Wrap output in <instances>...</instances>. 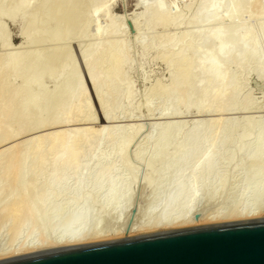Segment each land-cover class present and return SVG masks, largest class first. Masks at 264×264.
Returning a JSON list of instances; mask_svg holds the SVG:
<instances>
[{
	"label": "rangeland",
	"instance_id": "rangeland-1",
	"mask_svg": "<svg viewBox=\"0 0 264 264\" xmlns=\"http://www.w3.org/2000/svg\"><path fill=\"white\" fill-rule=\"evenodd\" d=\"M92 1V3H95L94 0ZM105 1L107 2V6L110 3L108 11L102 12L101 8H98L94 12L91 19L92 22L90 23L91 25L89 24L91 27L88 26V28L92 30H89V36L84 39H80L79 37H75L74 39L72 38L71 40H68V44H66L67 46H71L73 48L72 49L70 47L71 52L73 51L72 55H74V57L76 55V60L74 59V61H72H76L75 64L73 63V65L76 66L75 72H73V74L76 75V78L74 75H71V77L68 75L63 79L65 82L64 84L67 85L65 86L66 89L68 88L67 90H69L70 88V91L73 93L70 94L68 91V94L72 95L71 98L69 95L67 96L66 89L65 92H55L56 83L58 84L59 81V78L57 79V77L53 80V78L50 77H42L36 72L30 74V76H33L31 77L34 78V80H41V85L39 84V86L33 80L32 85L24 86L21 78H11V68L9 66L7 67L6 61L8 53L10 54L15 50H18V47L20 50L21 45L18 44L22 42V36L19 31L22 28L21 26L23 23L22 18L20 19L21 16H16L14 19L7 18L6 16L0 18V36L3 39L2 40L0 38V87L2 86L0 90V114L2 115H0V140L2 141H0V189L2 187L0 190V209L2 206V209L0 210V219L2 220L0 222V252L6 251V249L13 246V244L17 245L20 242L19 240L22 238L21 236L27 234V229L25 227V229H21L20 233H17L16 237L18 236V239L14 238L12 229L10 230V226L12 224L9 222L10 217L5 214L7 213L5 211L6 207H8L10 203L9 200L11 202L19 200L18 202L21 203L27 201L26 204L31 206L33 203V215L37 217L38 221L33 228L32 236H37L38 234L40 235V239L43 238L44 241L48 242L55 241L63 218L71 209L75 208V206H79L80 208L82 207L85 210L88 209L89 217L87 219V230L89 233L98 231L99 234H101V232L102 234L104 233V235L107 233V237L110 234L111 235L109 237L113 234L116 237H121L123 232L126 230H128V232L126 231L127 235H132L161 229H155L154 227L158 224L157 221L159 219L160 212L162 213V210H164V202L166 203L168 199V193L171 192V188L175 185L173 177L175 175L174 173L177 172V169L173 168L168 171L164 170V172L162 167L158 165L157 167L154 166L155 168L151 171L150 168L146 167V163L151 155H155L150 151L151 145L158 140V133L161 131L162 126L161 124H164L166 121L176 122L178 120H186L184 122L190 124V121L193 119L200 118L201 121L203 120L202 122L205 121L204 124L202 123V127L204 130L206 129L205 131H207L206 139L210 141L215 138L214 141L217 142V144L219 143L215 149L216 151L213 153L215 159H222L219 160L220 167H218V171L221 174H224L223 177L226 180L225 185L221 190L214 193L215 195L213 194V197L211 196L212 193L209 192L210 194H208V192L206 193L203 189L200 190L198 197L195 200V203L193 202V207L188 215L195 217L199 214L200 220L201 217L203 219L200 222L202 223L210 222L207 218V220L204 218L205 216L207 217L208 215H211L212 217L219 212L221 214H229L230 212L231 214L235 211L245 209L247 206L251 209L256 208L258 210L260 207L261 209H264V163H260L258 158L254 161L251 160L252 158H249V156H252L254 153L253 147L256 141L254 135L251 136L246 143H244L246 144L244 145L245 150L239 151V153L236 151L237 142L241 137V133L245 132V130L247 131V129L251 128L255 133H257L258 130H263L264 132V73L259 72L257 70L256 63L249 58H246V61L244 60L245 62H242V64L238 59H229L225 61L219 59L221 61L220 64L223 71L229 76V81H234L236 83V92L234 93L229 91V94L222 99L214 97L209 101V98L202 100L203 97L201 96V93L204 91V93L206 92L207 94V92L214 87V83L205 82L207 80V72L196 68L195 59L197 57L207 56L211 53L212 48L209 41L198 33L199 30L208 31L224 26L225 22L221 19L215 20L213 18H204L202 20L199 19L198 21L195 20L193 18L195 16V14L193 15V11L198 12L202 9V0H164L166 5H168L169 11L171 10L170 14L175 15L178 10L176 13L177 15L181 10L179 14L182 13L181 16L184 18H180V22L178 21L179 24L177 22L167 26L159 25L156 28H152L145 25L143 20L139 19L137 21L136 18H134L135 14L143 11V8L137 4L138 0ZM148 1L150 2V0H147L146 2ZM183 3H185V5H183ZM191 3H193V5ZM262 3H264V0ZM189 5H192L191 9ZM263 5L261 7H263ZM248 8L250 7H247L246 14L243 12L246 8H243L241 11L242 14L241 16L239 15L240 22L238 21V16L234 18V21L236 23L238 22L237 24H242L244 28H249V37L252 39L256 38L255 41L257 43V49L264 53V26H262V24L264 25V10L262 8L261 12L260 9L259 12H257L255 10H258V8H252L251 10H248ZM221 10L222 9H220V11ZM221 13H223V10ZM189 18L193 20L191 21ZM95 20H97V22ZM92 25L94 27H92ZM91 32L92 36L90 34ZM183 32L186 33L184 45L189 42H193L197 47H199V50L195 48L188 51V53H185L186 61H188L189 64H193V68L190 71L191 80H189L188 84L181 86V88H173L170 85V78L172 71L174 70V66H169L171 68L168 67L169 63L167 62V64L166 60L162 59L163 57L161 56L160 51L155 48L152 43H163L168 37L178 36ZM53 45L52 41L48 43L46 42V44L42 45L43 47L41 45H39V47L37 45H32L29 47V50H41L43 48L50 49ZM25 47L26 46L24 45L22 49ZM75 52L77 54H74ZM113 53H121L125 58V64L117 82L111 78V70L109 69V65L111 66L113 63ZM262 56L264 60V55L262 54ZM170 69L172 71H170ZM77 72L79 73L77 74ZM77 78L80 80L79 84L83 83L80 86L78 85L81 91H79V89L77 90V83L75 84V82H78V80L76 81ZM203 79L205 82H203L204 85L198 86L199 80ZM72 82H74V84ZM127 84H131L134 92V97L130 106L125 103V95L128 89ZM163 87L164 89L166 88L165 90H167V92H172L178 95V98H182L180 101L182 103L178 104L177 109L181 111V115H177L175 117L173 115L164 117L160 114L161 110L165 108L166 105L163 102L164 97L161 96L162 93H157L156 90H159L158 88L162 89ZM76 90L78 94L76 93ZM73 91H75L76 94ZM2 92H4V94ZM7 94L9 96L6 100ZM60 94L64 96L61 98ZM186 94L188 96L192 95L191 101L193 100V105L197 103L201 97V101H204L203 104H207L205 106H208V103L210 102V112L198 113L195 112L194 109L186 112L183 108ZM99 95L100 98L98 97ZM30 96H34L38 104L34 106L30 105ZM54 106L58 107V110L56 108L51 110ZM61 108H64V111H62ZM212 109H214V111ZM22 110L24 111L22 112ZM7 111H10L12 116L9 115ZM54 111L55 114L58 111L59 114L63 113V115H65L64 112H66L67 115H62L63 117H61L58 114L56 117V115H53ZM51 113L52 117L49 115ZM18 115L21 117L23 115L24 117L21 119L19 116L18 119ZM69 115L70 120H68ZM104 116L110 119H105ZM54 117L57 118V121L60 119L62 120L64 117V119L68 120H65L67 124L63 126V128L68 127L70 129V127L76 128L82 125L90 126V128H92L85 132L84 137H76L74 138V141L72 140V147H74L73 150L76 155L78 154L77 161L79 165L81 164L80 168L83 170L81 180H83L84 184L78 186L77 176H75L72 166H70L68 171L65 174L63 173L64 179L67 177L68 184L58 196H55L56 194L54 193H56V189L62 185L58 184L56 186H47L48 179L50 178L54 167L51 166V163L53 164L54 158H56L55 156L60 152L59 150H61V139L55 133L57 132V129H61L62 126L60 122V127L58 126V122L55 121L56 119L54 120L56 123H54ZM209 118H211V120ZM237 118L239 119L237 120ZM50 119L53 124H50ZM207 120L211 122L208 121L206 124ZM231 120L235 122L233 123ZM131 123L132 125L133 123L135 125H133V128L130 127L132 126L130 125ZM54 124H57V126ZM103 124L107 125L109 129L110 125L113 124L111 127L124 126L123 130H129V127L132 130H139L128 146V148H130V152L132 151L131 153L128 151L131 156L128 155V152L126 153L128 155L126 159L130 161L131 158L130 164L129 161H126L127 164L130 165L131 170L122 167L119 158L116 160L113 155V149L120 142V134L100 138L96 135L97 132H94L96 129L104 126ZM187 124L185 127H189L191 125L188 124V126ZM42 125L43 127H41ZM45 127H47V129ZM113 127L110 129L111 131H115ZM47 131L49 134H51L52 131V134L49 135ZM7 132L13 136L8 135L10 136V138H8L6 135ZM40 132L41 138L37 135L40 134ZM4 134L7 138H5ZM55 136L56 138H54ZM50 138H52L51 140L54 139L53 141L56 139H60V141L58 140V142L56 140V142H54L55 145H53V142L49 140ZM36 141L40 142V144H37ZM222 142H224L223 145ZM8 147H10L9 150H7ZM262 147L264 149V144H262ZM169 150L171 153L172 149L170 148ZM7 154H11L13 156L18 155V157L16 156L14 159L13 156H8ZM231 155L234 158H232L231 163H221L226 161L225 159ZM96 156L105 157L104 161H115L114 168L110 170L108 174L119 180L118 185L120 186L121 193H119V199L117 200L119 202H116L117 204H115V202L109 203L106 191L109 187L107 183H104L100 189H88L91 179L93 181L95 178L99 177V173L102 170L98 168L99 166L95 163L94 159ZM256 156L261 157L260 159H264V150H257ZM92 157H94V159H92ZM167 157V160H170V157L172 159L171 154L170 156L167 155ZM6 159H8L7 162L5 161ZM9 160H15L18 162L16 163L13 161L11 163L8 162ZM19 160H23V162ZM72 160L76 162L74 159H71L70 161ZM187 162L189 165V163H193V160L190 159V161L188 160ZM11 164L13 166H11ZM16 165L18 167L20 165L22 166L18 169ZM3 167L5 168L4 171ZM101 167L106 168L105 166ZM11 168L13 169V172ZM146 168L148 169L146 170ZM17 170H20V172L18 173ZM5 171L9 172L7 173ZM193 171H195L193 168H187V171L179 177V183L185 185L190 179L189 176L194 173ZM16 173H18V180ZM8 174H10L11 177L7 176ZM100 174H103V172ZM12 176L15 178L12 179ZM146 177L147 179H145ZM213 179L214 176L210 178V180ZM254 179L258 181V183L255 182ZM150 181L152 185L149 184V186L148 184H145V182ZM187 184L185 186H187ZM216 185L217 184L215 183L214 186ZM24 187L26 190L27 187H31V190L29 189L27 192ZM24 190L25 193L22 192ZM124 191L126 192L125 194ZM243 192H246V198L243 196ZM75 194L81 195V202H74L73 197ZM35 197L38 198V202L35 201ZM243 197L245 199H243ZM164 198L165 200H163ZM41 203L44 204V206H47L44 208ZM4 204H6V206ZM53 204L57 206L56 209H51ZM29 205V208L27 207L28 210L31 208ZM34 211L36 212V215ZM40 215H43L41 219H39ZM223 220H227V218ZM142 228H146L147 230L145 229V231H142ZM39 232L41 234H39ZM126 232H124L125 235L123 236H126ZM114 235L112 238H115Z\"/></svg>",
	"mask_w": 264,
	"mask_h": 264
},
{
	"label": "bare ground",
	"instance_id": "bare-ground-1",
	"mask_svg": "<svg viewBox=\"0 0 264 264\" xmlns=\"http://www.w3.org/2000/svg\"><path fill=\"white\" fill-rule=\"evenodd\" d=\"M94 1H95V3H92L93 2L92 0H0V18L3 16H6L7 18L14 19L16 16H21L20 19L22 18L23 24H22V26H21L22 28L20 29L19 32L22 36V42L19 43L18 45H21L22 47H24V45H25L26 47H28V48L25 47L24 49H22V47L20 46V50H19V47L17 48L19 51L15 50L14 52H12L10 54L8 53L6 64H7V67L9 66L11 68V72H10L11 78L12 77L15 79L21 78L24 86L32 85L33 81H35L39 86V84L41 85V80H39V79L34 80V78H32L33 76L31 75L32 76L31 77L30 74H33L36 72V73L40 74L42 77H44V76L50 77V78H53V80L55 79V77H57V79L59 78V81H58V84L56 83L55 92L56 93H60L59 91L65 92V89H66L65 86H67V85L64 84L65 82L63 79L65 77H67L68 75H70V77H71V75H74L73 72H75V69H76L75 68L76 66L73 65V63L75 64L76 61L72 62V61H74V59L76 60V55L74 57V55H72L73 51L71 52L72 47L66 45V44H68L67 43L68 40H71L72 38L74 39L75 37H79L80 39L87 38V36H89V30H90V28H88V26L92 22L91 19H92V15L94 14V12L98 8H101L102 12L103 11L107 12L108 6L110 5V3H109L107 6V2L105 0H94ZM146 1L147 0H138L137 4H138V6L143 8V11L141 13L135 14L134 18H136L137 21L139 19L143 20V22H145L144 24L149 26V27H152V28L155 27L156 28L159 25H161V26L166 25L167 26L169 24H175L180 20V18L182 19V17H183V16H181L182 13L179 14L181 10L178 12L177 15H176V13L178 10L176 11L175 15L170 14L171 10L169 11L168 5H166V2H164V0H152V1L150 0V2L149 1L146 2ZM262 1H260V0H225V1L224 0H202V2H203L202 9H200L198 12H196V11H193L194 13L192 12L193 15L195 14V16L193 18L197 21L199 19L202 20L204 18H213L215 20L221 19L222 21L225 22L224 26L214 28L213 30H208V31L207 30H201V31L199 30V33H198L209 41V44L212 48L211 53L208 54L207 56L197 57L195 59L196 68L207 72V75H206L207 80L205 82H213L214 83V85H213L214 87L212 86L213 88L209 92H207V94H206V92L204 93V91H203L204 95H203V93H201V96L203 97V99L201 97L202 100L209 98L208 99V101H209V100H211V98L213 99L214 97H218V98L222 99L223 97H225L229 94V91H232L234 93L236 92L237 85L234 81L233 82L229 81L230 80L229 76L223 71L222 66L220 64V62H221L220 60L225 61V60H229V59L230 60L231 59H238L240 61V63L242 64V62L246 61L245 60L246 58L247 59L249 58L250 60H253V62L256 63L257 70L261 73H264V60H263V56H262V54L264 55V53H262L261 50H260L261 51L260 52L257 49V43L255 41L256 38L252 39L249 37V28L248 27L244 28V26H242V24H237L238 22L236 23L234 21L235 20L234 18L236 16H238V21H239V15L241 16V14H242L241 11L243 10V8H246L245 11H243V12H245V14L247 11V7H250V8H248V10L249 9L251 10L252 8L253 9L258 8V10H255L257 12H259V9L261 12L262 8L264 10V5H263L264 3H262ZM105 2H106V4H105ZM191 4L193 5V3H191ZM98 5H99V7H98ZM183 5H185V3H183ZM192 5H189L190 9H191ZM262 5H263V7H261ZM220 9L223 10V13H221L222 10L220 11ZM101 10H100V12H101ZM188 11H189V9H188ZM95 21L97 22V20H95ZM179 22H178V24H179ZM93 23H95V22H93ZM262 26H264V25L262 24ZM89 27H91V26H89ZM92 27H94V26L92 25ZM245 27H246V25H245ZM90 31H92V30H90ZM90 34L92 36V32ZM185 37H186V33L183 32V33L179 34L178 36L168 37L166 39V41H164L163 43H159V42L156 44L152 43V45L160 51L161 56L163 57L162 59H165L166 63L167 62L169 63V64L167 63L168 67L174 66V68L172 67L174 69L173 71L170 69V71H172L171 78H170L171 79L170 85L173 88H181V86L188 84L189 80H191L190 71L193 68V64L192 63L189 64L188 61H186L185 53H188V51H191L195 48L199 50V47H197L196 44L193 42H189L186 45H184ZM0 38L2 39L1 36H0ZM51 41H52V44H54V45L50 49H44L43 48L41 50H29V47L32 45H34V46L37 45L39 47V45L42 46V45L46 44V42L48 43ZM3 44H5V43H3ZM74 54H77V53L75 52ZM112 55H113V57H112L113 63L111 66L109 65V69L111 70V78L115 82H117L119 79L121 70H123V66L125 64V58H124V55H122L121 53H113ZM169 68H171V67H169ZM79 72H80V70H79ZM79 72H77V74ZM75 76L76 75H74V77ZM70 80H71V78H70ZM77 80H78V78L76 79V81ZM79 82H80V80H78V82H75V84L77 83V87H78V88L76 87L77 90L79 89V86L81 84H83V83L79 84ZM203 82H204V79L199 80L198 86L204 85L205 82L204 83ZM72 83L74 84V82H72ZM74 87H75V85H74ZM74 87H73V89H74ZM1 88H2V86L0 87V90H1ZM127 88L128 89H127V92L125 95V103L130 106L131 102L133 100V97H134V92L132 90L133 88L131 87V84H127ZM158 89L159 90H156V91H157V93H162L161 96L164 97L163 102L166 105L165 108H163L161 110L160 114L163 115L164 117L165 116H171V115H173L175 117L177 115H181V113H180L181 111H179L177 109H178V104L182 103V102H180L182 98H178L179 96L172 93V92H167V90H165L166 88L164 89V87L162 89H160V88H158ZM77 90H76V93H77ZM68 91L70 94H73V93H72V91H70V88H69V90L66 91L67 96L69 95V97L71 98L72 95L68 94ZM79 91H81V90L79 89ZM73 92L75 93V91H73ZM2 93L4 94V92H2ZM6 96H7L6 97V100H7L9 95L7 94ZM60 96L62 98V96H64V95L60 94ZM186 96H188V95L186 94ZM186 96L184 99L185 104L183 107L186 112L191 110V109H194L195 112H198V113H204V112H208V111L210 112V110H211L210 105H209L210 102L208 103V106H205L207 104L204 105L203 104L204 101H201V99H200V100H198L197 103H195L193 105L194 102H192L193 100L191 101L192 95H189L188 97H186ZM98 97L100 98V95ZM29 99H30V101H29L30 105L34 106V105L38 104L37 100L35 99L34 96H30ZM73 99H74V97H73ZM11 104H10V107H11ZM61 104H63V103H61ZM1 106H3V105H1ZM13 106H14V104H13ZM16 106H17V104H16ZM56 106H58V105H56ZM176 106H177V108H176ZM63 107H64V105H63ZM67 107H66V109H67ZM55 108L58 110V107H55V106L52 107L51 110L55 109ZM4 109H6V108H4ZM12 109H14V108H12ZM63 109H62V111H64ZM212 110L214 111V109H212ZM23 111L24 110H22V112ZM55 111H54L53 115L54 116L56 115V117H57V115L59 113L57 111L55 114ZM7 113H9V115L12 116V114H10V111L9 112L7 111ZM64 113H65V115H67L66 112H64ZM5 115H6V113H5ZM49 115L52 117V113ZM62 115H63V113L59 114V116H61V117L65 116V115H63V116ZM19 116L20 115H18V119H19ZM8 117H10V116H8ZM23 117L24 116L22 115L21 119ZM56 117H54L53 121L55 119H56L55 121H57ZM6 118H7V116H6ZM64 118L62 120L60 119L59 121H57L58 126H59V122L62 126L61 129H59V130L57 129V132L55 133L61 139V143H60L61 150H59L60 152L57 153V155L55 156L56 158H54L53 164L51 163V166H54V167H53V171H52L50 178L48 179V183H47V186H53V185L56 186L58 184L62 185V186H59L58 189L55 188L56 189V191H55L56 193H54V194H56L55 196L60 195L61 192L65 189V186L68 184L67 177H65V179H64L63 173L65 174L68 171L70 166H72L74 174H75V176H77L76 178L78 181V186H81V184H84L83 180H81V175H83V170H81V168H80L81 164L79 165V163L77 161L78 154L76 155L75 151L73 150L74 147H72L73 146L72 140L74 141L75 140L74 138H76V137L77 138L78 137H80V138L84 137L85 132L92 129V128H90V126H83V125L80 127H76V128H72L69 126L70 129L72 128L73 130L72 129L70 130L68 127L63 128V126H65L67 124L66 121L70 120V115H69L68 120L64 119ZM104 118L110 119V118L105 117V116H104ZM211 118H209V119L211 120ZM58 119H59V117H58ZM238 119L239 118H237V120ZM73 120H74V118H73ZM97 120H98V118H97ZM128 120H130V119H128ZM212 120H213V118H212ZM233 120H231V121H233ZM50 121H51L50 124H53L51 119H50ZM55 121H54V123H56ZM184 121H186V120H184ZM184 121L183 120H178L176 122L166 121L167 123L165 122L164 124H161L162 126H161V131L158 133L159 134L158 140L153 145H151V149H150V151L153 152L155 155L154 156L151 155L149 157V159L147 160V163H146L147 164L146 167L150 168L151 171H152V169L155 168L154 166L157 167L158 165L162 167L163 171L164 170L168 171V170L173 169V168L177 169L176 170L177 172L174 173L175 174L174 177L172 176L175 185L173 186V188H171L172 189L171 192L168 193L169 194L168 199H167L166 203L164 202V205H165L164 210H162V213L160 212V214H159V219L157 221L158 224L156 225V223H155V225H156L154 227L155 229H158V228L168 229V228H174V227H180V226H184V225L200 223L203 220L202 217L200 220L199 217H198L199 218L198 219V218H195L194 216L188 215L189 212L191 211V208L193 207V204L195 203V200L198 197L199 191L203 189L204 191H206V193L208 192V194L212 193L211 196L213 197V194L218 192V190H221L224 187L225 182H226L225 178L223 177L224 174H221L218 171V167H220L219 166V160H222V159H218V158L215 159L214 158L215 156L213 153L216 151L215 149L219 143L217 144V142L214 141L215 140L214 137H213L214 140L208 141L206 139V132L207 131H205L206 129L204 130V128L202 127V125L204 124L205 121L202 122L203 120L201 121L200 118L199 119H193L192 121H190L191 125L188 123L190 126ZM208 121L209 120H207L206 124L208 123ZM215 121H216V118H215ZM71 122H70V124H71ZM209 122H211V121H209ZM234 122L235 121H233V123ZM185 123L189 127H187V126L185 127V125H186ZM47 124H43V125H47ZM68 124H69V122H68ZM43 125L41 127H43ZM54 125L57 126V124H54ZM111 125H113V124H111ZM111 125H110V129H112V127H113V126L111 127ZM130 125H132V123ZM133 125H134V123H133ZM133 125L130 127L133 128ZM71 126H72V124H71ZM114 126H116V125H114ZM130 127H129V130L128 129L123 130L124 126H121V127L117 126V127H113V129H115V131L114 130L111 131L107 127V125H104V126L100 127L99 129H96L95 131L93 129V131L95 133L97 132L96 135L100 138L106 137V136H112L114 134H120V142L113 149V155L116 158V160H118L117 158H119L122 167L131 170V167L129 165L131 158H130V161L126 159L128 157V155H130L129 154L130 148H128V146L131 143V140L133 139V137L136 135V133L139 130H137V129L132 130ZM38 128H37V130H38ZM45 128L47 129V127H45ZM43 129H42V131H43ZM48 129H49V126H48ZM0 131H1V129H0ZM7 131H9V130H7ZM44 131H45V129H44ZM52 131H51V134H52ZM68 131H71L73 133L68 132ZM41 132H40V134H37L39 136V138H41L40 137ZM3 133H5V132H3ZM8 133L9 132L6 133L7 136L10 135V133L9 134ZM48 134H49V132H48ZM51 134H49V135H51ZM6 135L4 134L5 138H7ZM253 135H254V138L256 139L255 145L253 147L254 153L252 154V156H249V158H252L251 160H253V161L256 158H258L260 163L261 162L264 163V159H260L261 157L256 156L257 150H264L262 147V144H264V132H263V130H258L257 133H255L254 131H252L251 128H249V129H247V131L245 130V132L241 133V137L239 138L237 145H236V151H238V153H239V151L245 150L244 145H246V144H244V143H246V141L248 139H250L251 136H253ZM10 136H13V135H10ZM10 136H8V138H10ZM54 138H56V136ZM51 139L52 138H50L49 140H51ZM60 139H56V140L60 141ZM53 140H51V142H53V145H55L54 142H56V140L55 141H53ZM5 141H6V139H5ZM31 141H32V139H31ZM31 141H29V142H31ZM39 141H40V139H39ZM33 142H34V139H33ZM58 142H57V144H58ZM38 143L40 144V142H37V144ZM223 144H224V142H222V145ZM220 145H221V143H220ZM9 148L10 147H8V149L7 148L6 149L9 150ZM170 148L172 149L171 153L169 150ZM6 149H5V151H6ZM127 152H128V155L126 154ZM170 154L172 155V159L170 157V160H167V158H168L167 155L170 156ZM10 155H8V156H10ZM8 156H7V158H8ZM11 156H13V155H11ZM16 156L18 157V155H16ZM16 156L15 155L13 156L14 159L16 158ZM92 156H95V155H92ZM232 158L233 157L231 155V156L227 157V159H225L226 161H223L221 163L222 164H224L225 162H227V164L231 163ZM11 159H13V158H11ZM71 159L76 160V162L73 160L70 161ZM92 159H94V157H92ZM104 159H105V157H103V156H98V157L96 156L95 157V159H94L95 163L97 166H99L98 168L103 170V171L101 170V172H103V174H100L101 173L100 172L99 177L95 178V180H93V181L91 179V183H90V186L88 187V189L89 188L100 189L104 183H107L109 185V187L106 190L107 196L109 199V203L115 202V204H117L119 202V201H117L119 199V195H120L119 193H121L120 186L118 185L119 180L110 176V174H108V172L114 168L115 161H113V162H111V160L104 161ZM190 159L193 160V163L192 164L189 163V165H188L187 161L188 160L190 161ZM7 160L8 159H6L5 161L7 162ZM13 161H15V160H13ZM13 161L9 160L8 162L12 163ZM19 161H21V160H19ZM126 161L127 162L129 161V164H127ZM142 161H143V159H142ZM233 161H235V160H233ZM21 162H23V160ZM131 164H132V162H131ZM7 165H8V163H7ZM234 165H236V164H234ZM11 166H13V165L11 164ZM21 166L22 165H20L19 167L17 166L18 169H20ZM101 166H105L106 168H103ZM189 167H191V169L193 168V170H195V171H193L194 173H192V175L189 176L190 179L187 182L188 184L186 183L187 186H185L186 184L185 185H182V183L180 184L178 179L181 175L184 174V172L187 171V168L189 169ZM148 168H146V170ZM4 170H5V168L3 169V171ZM17 171H18V173L20 172V170H17ZM5 172H7V171H5ZM12 172H13V169H12ZM153 172H155V171H153ZM18 173H16L17 180H18V176H17ZM7 176H10V174H8ZM213 176H214V179L210 180V178ZM13 178H15V177L12 176V179ZM145 179H147V177ZM255 179H254V181L258 183V181H256ZM214 182L217 184L216 186H214V184H215ZM250 182H251V180H250ZM11 183H12V180H11ZM13 183H14V181H13ZM6 184L8 185L7 182H6ZM145 184L152 185L151 181L145 182ZM27 185H29V184H27ZM249 185H250V183H249ZM60 187H61V189H60ZM1 189H2V187H1ZM29 189L31 190V187L30 188L27 187V190H29ZM76 189H75V191H76ZM25 190H26V188H25ZM25 190L22 192L25 193ZM126 190H127V187H126ZM255 191H256V189H255ZM125 193L126 192L124 191V194ZM243 193H244L243 196H245L246 192H243ZM87 194H85V195H87ZM40 196H41V194H40ZM80 196L81 195L75 194V196L73 197L74 202H76V203L81 202ZM20 198H21V196H20ZM81 198H83V197H81ZM166 198H167V196H166ZM245 198H246V196H245ZM245 198L243 197V199H245ZM33 199H34V197H33ZM37 199L38 198L35 197L36 202H38ZM161 199H162V197H161ZM163 200H165V198ZM14 201L11 202L9 200L10 203H9L8 207H6V210H5L7 213H5L3 211L6 215H8V217H10L9 222L12 224L10 226L11 228L10 227L9 228H10V230L12 229V233L14 235V238H17L18 237V236L16 237L17 233H20L21 229L22 228L25 229V227L27 229V231L25 230L27 234L21 236L22 238H21V240H19L20 242L17 245L13 244V246H11L10 248L8 247L6 249V251H4V250H3L4 252L1 251L0 252V258H5V257H9V256L24 254V253H28V252H33V251L63 246V245H70V244H77V243H84V242L108 239V238H112L114 235L113 234L111 237H109L111 235L110 234L107 237V235H106L107 233L104 235V233L102 234V232H101V234H102L101 235L98 233V231H96L94 233L93 232L89 233V231L87 230V221H88L87 219L89 217L88 209H86L87 210L86 211L82 207L80 208L79 206H77V207L75 206V208L71 209L66 214V216L63 218L62 224L60 223L61 225H60V228L57 232L58 234H57L55 241H50V242L44 241L43 238L42 239L39 238L40 235H38V234H37L38 237L36 235L32 236L33 235V233H32L33 228L35 227L36 222L38 221L37 217L33 215L34 214L33 208H32L34 206L33 203H32V206L28 204L31 207L30 210H28L27 209L28 205L26 204L27 201L24 202L27 205V207L24 203L18 202L19 200L18 201L14 200ZM40 202H42V201H40ZM4 205L6 206V204H4ZM42 205L44 206V204H42ZM46 206L47 205H45L44 208ZM56 207L57 206L55 204H53L51 209H54V208L56 209ZM1 209H2V206H1ZM3 212H1V213L4 214ZM219 213H217L216 215H214L212 217H211V215L210 216L208 215L207 217L206 216L205 217L203 216V217L205 219L207 218L208 221H218V220H223L225 218L231 219V218L262 216V215H264V209H261V207L258 210L256 208L251 209L250 207L247 206V208L235 211L234 213H231V214H230V212H229V214H221V213L219 214ZM35 215H36V212H35ZM43 215H44V212H43ZM43 215H40L39 219H41V217H43ZM6 219H8V218H6ZM11 220H12V222H11ZM1 221L2 220L0 219V222ZM57 225H59V224H57ZM151 228H152V226H151ZM145 229L146 228H144L142 231H145ZM161 229H159V230H161ZM140 230H141V228H140ZM126 231L128 232V230H126ZM126 231H124V232H126ZM124 232H123V234L121 233L122 234L121 236L125 235ZM127 232H126V235H127ZM39 234H41V233L39 232ZM115 234H116V232H115ZM114 237H116V236L114 235Z\"/></svg>",
	"mask_w": 264,
	"mask_h": 264
},
{
	"label": "water",
	"instance_id": "water-1",
	"mask_svg": "<svg viewBox=\"0 0 264 264\" xmlns=\"http://www.w3.org/2000/svg\"><path fill=\"white\" fill-rule=\"evenodd\" d=\"M0 264H264V215L63 245Z\"/></svg>",
	"mask_w": 264,
	"mask_h": 264
}]
</instances>
